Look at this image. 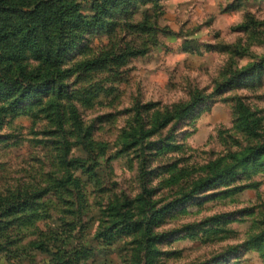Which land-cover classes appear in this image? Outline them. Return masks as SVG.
Listing matches in <instances>:
<instances>
[{
	"label": "rangeland",
	"instance_id": "1",
	"mask_svg": "<svg viewBox=\"0 0 264 264\" xmlns=\"http://www.w3.org/2000/svg\"><path fill=\"white\" fill-rule=\"evenodd\" d=\"M97 1L78 0L84 19ZM77 25L82 37L50 63L67 71L63 95L0 105V200L29 193L32 204L15 225L27 228L19 233L26 251L0 264H48L29 232L71 224L64 252L86 249L94 257L86 264H136L148 239L152 264H264V149L231 184L217 179L193 193L194 179L210 175L204 167L264 148V0H130L97 26L68 23L56 37ZM131 51L139 55L121 57ZM111 53L104 67L78 70ZM239 106L250 130L240 127ZM134 131L137 147L126 149ZM174 177L180 184L170 187ZM142 194L157 204L148 219L176 204L150 238L118 232L111 207Z\"/></svg>",
	"mask_w": 264,
	"mask_h": 264
},
{
	"label": "trees",
	"instance_id": "2",
	"mask_svg": "<svg viewBox=\"0 0 264 264\" xmlns=\"http://www.w3.org/2000/svg\"><path fill=\"white\" fill-rule=\"evenodd\" d=\"M130 0H99L92 4L90 10L94 16L90 19H84L79 13L82 7L78 0H0V105L3 110L16 108L28 101L36 99L43 93L54 92L63 95V82L68 77L67 71L57 66L50 65L51 62L62 58L78 39L82 37V32L77 25L74 29L70 28L68 34H62L56 37L60 30L73 22H78L84 26H97L108 14L120 6L125 5ZM251 19V18H250ZM252 20V19H251ZM247 28V27H245ZM99 57L90 63L79 65L80 69L101 68L113 62L115 56ZM139 52H129L121 57H134ZM49 92H48V91ZM191 105L180 108L173 113H167L161 122L163 128L175 120L185 117L191 109ZM240 127L244 131L250 130L251 122L248 120L250 114L248 110L239 106ZM134 131L132 140L129 138L126 142V149L137 147L138 140ZM130 138V139H131ZM264 148H248L234 156V164L214 163L204 167L208 170L209 176L194 179L193 193L203 191L208 185H213L221 179L226 184H231L237 176V168L242 167L247 170V165L251 159L258 158ZM221 176V177H218ZM220 180V181H221ZM181 179L174 177L173 180L166 181L170 187L180 184ZM153 193V192H152ZM43 194V193H42ZM36 196L40 199L42 196ZM145 194L149 195L147 190ZM26 193L12 194L7 200H0V206L9 207L5 213L0 208V263L16 261L26 250L20 249L19 233L26 227L15 226L30 215L31 203L23 198L30 196ZM176 204V203H175ZM167 205L158 211H154L155 216L148 219L146 211L151 205L154 210L157 204L149 203L144 194L140 195L134 202L117 204L111 211L116 218L120 220L118 232L132 233V235H142L144 238H150L158 223L175 205ZM7 205V206H6ZM136 205L137 214L128 210L129 206ZM70 230H49V232H39L38 229H32L29 233H34L35 237L29 243L30 248H34L36 253L46 256L48 264H84L94 257H90V252L86 249L74 247L66 253V247H71L74 239L76 227ZM118 227V226H117ZM27 229V228H26ZM30 229V228H29ZM37 234V235H36ZM113 237V236H112ZM68 240V241H67ZM146 240L145 249L135 261L136 264H152L156 251L153 250V239ZM60 244V245H59ZM63 248V249H62ZM93 253V252H92ZM27 257V256H26ZM21 259V258H20ZM20 264V262H17Z\"/></svg>",
	"mask_w": 264,
	"mask_h": 264
}]
</instances>
